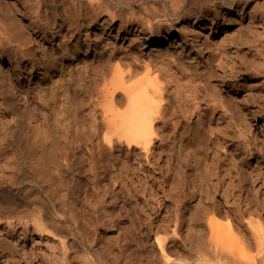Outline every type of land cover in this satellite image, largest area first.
Here are the masks:
<instances>
[{"label": "bare ground", "instance_id": "obj_1", "mask_svg": "<svg viewBox=\"0 0 264 264\" xmlns=\"http://www.w3.org/2000/svg\"><path fill=\"white\" fill-rule=\"evenodd\" d=\"M0 15L16 65L0 78V264H264V0H0ZM20 15L60 40L27 86ZM103 17L127 47L82 38ZM188 22L205 57L224 50L220 73L196 64Z\"/></svg>", "mask_w": 264, "mask_h": 264}, {"label": "rangeland", "instance_id": "obj_2", "mask_svg": "<svg viewBox=\"0 0 264 264\" xmlns=\"http://www.w3.org/2000/svg\"><path fill=\"white\" fill-rule=\"evenodd\" d=\"M11 1H13V0H11ZM3 16L2 15H0V19L4 22V21H6L5 22V24L7 25V26H13L14 24H13V22L15 21V19H9L8 21L6 20V19H4V18H2ZM29 17L27 16V17H25V16H23L22 17V15H20V16H18L16 19V24H15V26H19L20 28H21V23L23 22V24H22V26H24V27H22L21 28V31H23L22 33H23V35L24 36H26V37H29V39H30V42H29V47L31 48V49H33V50H37V52L34 54V56L32 57V60L30 61V62H28V63H26V67L24 68V70H23V72H22V74H21V81H22V84L23 85H25V86H27V84L29 85V83H30V81L32 80L34 83L35 82H38L39 81V79H40V77H41V75H42V73L44 72V64H43V62L41 61L42 59H43V57H41V56H44V54H42V52H44L43 50H46L45 52H47L48 54L49 53H52L53 52V49L52 48H54L59 42H60V40H54L53 39V37H52V35L51 34H48L47 35V33L48 32H50L51 30H48V29H46L45 30V32H41V34L40 33H38L37 35L35 34V35H30L29 34V31L31 30V29H26L29 25H30V23H31V21L28 19ZM28 19V20H27ZM105 19H107L106 17H103L102 19H101V21L99 22V23H91L92 25H90L89 23H86V25H85V27L83 28V30H82V32H81V36H82V38L83 39H85L86 38V36L87 35H89L90 36V38L93 40V42L95 43V40H99L100 38L99 37H102V33H104L105 35L103 36L104 38H105V43H109V46H112L113 44L115 45V44H118V46H120V47H123V48H125V47H127V45H128V38H127V32H125L124 30H121V29H119L120 28V22L118 23V25L115 27V26H112V24L110 23V22H107L108 20H105ZM22 20V21H21ZM10 21H12V22H10ZM20 23H19V22ZM189 21H191V20H189ZM8 22V23H7ZM247 22L249 23L250 22V20L249 19H247ZM190 22H188V23H186L187 25H188V32H190V34H191V36H192V41H193V43H194V46L196 47V48H194V49H191V51L193 52H195V55H194V58H195V61H196V64L201 68V69H203V68H205L206 67V61H205V59H207L208 60V62H207V67L209 68V70H212V71H216V72H218V73H220L221 72V70H222V65H223V62H224V60L225 59H223V60H221V56H222V54H223V52H224V50H222V52H220L219 51V49L216 47V46H214L213 47V50H212V52L209 54L210 56H207V57H205L206 56V54L203 52V49L201 48V47H198L197 48V46H198V43H202L203 44V46H206V45H208V40H206L207 39V36H206V34H205V32H203V31H199L198 30V24H199V22H197L196 23V25H195V27H194V25L193 24H189ZM102 24H104V25H102ZM200 25V27L203 25L202 23H200L199 24ZM14 27V26H13ZM26 27V28H25ZM27 30V31H24L25 29ZM28 28H30V26L28 27ZM181 28H183L182 26H179L178 27V31H180V29ZM23 29V30H22ZM220 29H221V31L219 32V33H217L218 31H216V33H215V35L213 36V38L212 39H214L215 40V42H217V43H220L221 41H223L224 39H225V29H224V26L223 25H221L220 26ZM104 32H103V31ZM25 32H27L28 33V35L25 33ZM47 32V33H46ZM47 35V36H46ZM34 38V39H32V38ZM38 37V38H37ZM49 37V38H48ZM95 38H98V39H95ZM37 40V41H36ZM40 40H42V41H40ZM205 40L207 41V42H205ZM33 41V42H32ZM77 41V39L76 40H74V42H76ZM39 42V43H38ZM183 42V41H182ZM41 43V44H40ZM45 43V44H44ZM149 45L148 46H145L144 47V49H147V50H152V46H154L155 44H153V45H150V43H148ZM36 45V46H35ZM41 46L40 47V49H39V47L38 46ZM36 47H38V48H36ZM43 48V49H42ZM41 50H42V52H41ZM51 51V52H50ZM46 53V54H47ZM79 54H80V56L84 59V60H86L88 63H90V65H97L98 63H97V61H98V59H97V52L95 53V50H93V49H88V46L86 45V46H84V47H82V49H81V51L79 52ZM76 55L74 54V53H72L71 55H69V57L68 58H64L63 60H61V62H62V65H61V63H60V65H61V68L62 69H64L65 67H69V65L74 61V60H76L77 58L75 57ZM96 58V59H95ZM205 58V59H204ZM97 60V61H96ZM40 61V62H39ZM33 62H35L34 64H33ZM99 62V61H98ZM39 63H41V64H39ZM12 64H14L13 63V61H10L8 58H6V59H1L0 58V78H3V79H5L4 77H6L7 76V74H8V72L11 70V68H14L16 65H12ZM37 65V66H36ZM32 66H34V68H32ZM64 67V68H63ZM26 69V70H25ZM8 82V81H7ZM12 90V89H11ZM14 91H11V93L13 94V96L14 97H16V99H18V100H16V101H19V94L21 93V91H22V87H20V86H18V87H16V89H13ZM238 89H237V87H235V88H232V87H230V88H227L226 89V93H228L230 96H233V95H240V93H238ZM240 92V91H239ZM18 93V94H17ZM226 93H224V94H226ZM17 104L18 105H21V102L19 101V102H17ZM259 125H260V127H262V125H263V122L262 121H260V123H259ZM256 163L257 162V160L255 161H253V163ZM164 163V164H163ZM163 163H161L162 164V166H163V168L164 169H166V166H168V164H167V161H164ZM165 165V166H164ZM79 168H80V180H83V179H85V171H84V169L82 168V165H80L79 166ZM260 184H262V183H259V186H257V188H259L260 187V189H264L263 188V186L262 185H260ZM162 193V194H161ZM155 196H154V198L156 199V201L153 199L152 200V204H153V201H154V204H153V206L155 207V206H157V204H158V201L161 199H163L161 202H165V204L167 205V206H169V204H170V206H172V204H173V207H175L174 205H176V203H175V201H171V199H169L168 197H166L165 196V194L163 193V192H161L160 191V193L158 192V191H155ZM160 194V195H159ZM157 195H159V198L157 197ZM157 197V198H156ZM264 197V196H263ZM168 198V199H167ZM220 199V198H219ZM157 202V203H156ZM169 202V203H168ZM172 202V203H171ZM174 202V203H173ZM156 204V205H155ZM0 208H1V205H0ZM201 209H198V211H200ZM165 213V212H164ZM4 215H6V217H8V218H11V219H16L17 217H18V214L17 213H15L13 210H7L6 212H4ZM254 219L253 220H255L254 221V224L255 225H259V223L260 222H258L259 220L261 221V220H264V215L262 216V218H260V216H254L253 217ZM259 218V219H258ZM224 223H227V221L226 220H224L223 221ZM256 222H258V223H256ZM126 226V225H125ZM208 232H206V235L208 236V234H207ZM236 233H237V231H236ZM237 234H239V233H237ZM233 241H235L234 239H230V241H229V245H230V248L232 247V249L234 250V254H235V252L237 253V255H238V258L240 257V259H245V256H244V252H242L238 247H239V245H237V246H235L236 244H234V243H232ZM152 245H151V247H150V249H154V248H156V250H158L157 249V245L155 244V237H153L152 238ZM236 243H238V242H236ZM155 244V245H154ZM233 245V246H232ZM234 247H235V249H234ZM238 248V249H237ZM237 249V250H236ZM236 250V251H235ZM159 251V250H158ZM244 253V254H243ZM251 253H253V254H255V253H257V250L255 249V248H253L252 250H251ZM243 258H242V257ZM201 261V260H200ZM18 263L19 264H26L25 262H24V260H22L21 262L20 261H18ZM202 264L203 262H196L195 264Z\"/></svg>", "mask_w": 264, "mask_h": 264}]
</instances>
